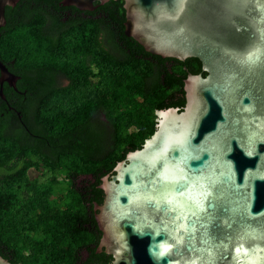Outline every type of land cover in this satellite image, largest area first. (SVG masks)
I'll return each mask as SVG.
<instances>
[{
	"label": "water",
	"instance_id": "95a60500",
	"mask_svg": "<svg viewBox=\"0 0 264 264\" xmlns=\"http://www.w3.org/2000/svg\"><path fill=\"white\" fill-rule=\"evenodd\" d=\"M95 1L108 0L60 3ZM17 2L0 0V28ZM123 7L126 35L154 54L196 57L206 74L185 66L183 107L157 109L152 134L101 176L94 210L109 264H264V0ZM16 79L0 59L3 98ZM0 264L16 263L0 254Z\"/></svg>",
	"mask_w": 264,
	"mask_h": 264
},
{
	"label": "trees",
	"instance_id": "16d2710c",
	"mask_svg": "<svg viewBox=\"0 0 264 264\" xmlns=\"http://www.w3.org/2000/svg\"><path fill=\"white\" fill-rule=\"evenodd\" d=\"M21 2L5 8L0 59L7 65L13 62L22 81L27 79L28 66L43 64L48 80L40 86L42 98L28 103L39 128L35 131L42 137L13 138L0 124V254L16 264H109L111 255L83 261V250L98 239L90 213L94 201L103 200L98 186L101 176L152 134L157 109L183 107L185 66L193 73L206 72L196 57L163 58L126 35L123 0L95 1L98 16L93 21L73 17L79 10L75 7L64 23L59 15L69 10L61 12L67 6L56 3L48 35L42 32L47 19L42 14L50 12ZM106 45L119 53L111 54ZM84 52L95 54L94 96H83L78 85L54 87L49 69L61 66L64 56ZM166 60H173L172 65ZM77 62L75 58L66 64L76 66ZM3 91L8 97V87ZM42 167L51 171L48 183L29 175V169ZM62 171L67 177L66 192L58 197L60 203H52ZM85 173H93L95 182L76 186V178Z\"/></svg>",
	"mask_w": 264,
	"mask_h": 264
},
{
	"label": "flooded vegetation",
	"instance_id": "af4514ba",
	"mask_svg": "<svg viewBox=\"0 0 264 264\" xmlns=\"http://www.w3.org/2000/svg\"><path fill=\"white\" fill-rule=\"evenodd\" d=\"M19 1L21 0H18V2ZM60 1L61 0H22V2H25L29 6L41 7V9L50 12L47 14H42V16L47 18L45 24L43 25L44 29L42 30L44 35H48L47 26H49V20L52 17H56V15L54 14L56 9L54 5L56 3L58 5H62ZM66 6H67L66 8L60 9L61 12H64L65 10H69L67 14L62 13L61 15H59L61 22L63 23L68 22V18H70L72 11L76 12L74 5H66ZM13 7H17V3ZM95 8L91 10L79 9L78 12L73 13L72 16L75 18H80L82 21H86L90 19H92L93 21L98 16L95 12ZM101 37L103 38L104 36L101 35ZM105 48L111 54L114 52L119 53L117 52V49H113L111 45L110 47L106 45ZM155 55H159V54H155ZM161 57L164 58V56ZM75 58L78 60L76 66H69L66 64L67 61H69L70 59L73 60ZM154 61L157 64L159 63L157 59ZM165 63L171 66L173 60H166ZM5 64L7 65V63ZM7 67L17 76V79L15 80L14 86L9 85L6 81L2 83L3 90L4 87L6 86L8 87V92H9L8 97L4 94L5 98L1 96L2 100H0V124L3 125L4 133L12 136L13 138H18L20 140H25V141H31L34 140V138L42 137V135H40L37 131H35V129H39V128H37L38 125L36 118L34 116L35 114L32 111V107L28 108V103L32 101L40 100L42 98V94H40L41 92L40 86L44 84L46 80H48V77L46 75V67L43 64L28 66L26 69L27 79L24 81H22L21 74L15 71L16 66L13 64V62H11L10 65H7ZM48 76H50V78L52 79V85L54 87L57 86L63 88V87H68L70 85L82 86L83 89L80 91L82 92V95L85 96L87 94L93 93L92 95L93 97L95 92L94 86L97 82V68H96L95 54L94 52H89V53L84 52L77 56H64L62 65L57 68H53V69L50 68ZM20 83L27 84V87L23 89L20 88L19 87ZM24 108H26L25 111H23ZM101 117L102 120L105 122V124H107V127L110 126V123L106 115L102 114ZM92 119H94L93 123H95L96 114L93 115ZM107 131H109V129H106V133ZM83 175H87L91 179V181L86 182V185L94 183L96 180V176L93 173H85ZM100 182L98 183V185L100 184ZM92 216H94L95 218L94 207L92 210V215L90 213V217ZM95 232L98 236V239L96 241L89 243L88 245V247L90 248L89 250L86 248L83 250L84 253L83 261L98 259L103 255H107V256L111 255L105 251L104 246H100L102 231L99 229L98 225ZM94 264H101V263H94Z\"/></svg>",
	"mask_w": 264,
	"mask_h": 264
},
{
	"label": "rangeland",
	"instance_id": "374dc122",
	"mask_svg": "<svg viewBox=\"0 0 264 264\" xmlns=\"http://www.w3.org/2000/svg\"><path fill=\"white\" fill-rule=\"evenodd\" d=\"M29 175L32 178H37L39 183H48L50 181L51 171L44 167L40 169L31 168L29 169ZM57 178L59 180V184L56 186L55 192L51 196L52 203H60L58 197L61 193L66 192V187L68 185L66 174L63 171L58 174ZM88 179L89 177L87 175H79L75 180L76 186L82 187Z\"/></svg>",
	"mask_w": 264,
	"mask_h": 264
},
{
	"label": "snow or ice",
	"instance_id": "6c2138e0",
	"mask_svg": "<svg viewBox=\"0 0 264 264\" xmlns=\"http://www.w3.org/2000/svg\"><path fill=\"white\" fill-rule=\"evenodd\" d=\"M257 51H259V50H257ZM258 58L259 57H258L257 53L254 52V53H250L247 59H248L249 62H254L255 59H258ZM261 178L264 179V176H261ZM180 242H181V240L178 239L177 240V243L179 244ZM237 251L239 252V249H237ZM167 252H168V248L167 247H164L163 248V251L157 252L156 254L158 256H163ZM262 259H264V258H262ZM238 264H239V261H238Z\"/></svg>",
	"mask_w": 264,
	"mask_h": 264
}]
</instances>
